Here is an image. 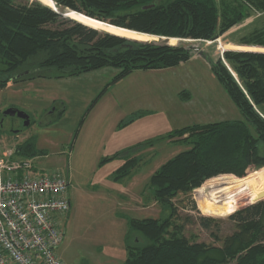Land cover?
Wrapping results in <instances>:
<instances>
[{
    "label": "trees",
    "instance_id": "16d2710c",
    "mask_svg": "<svg viewBox=\"0 0 264 264\" xmlns=\"http://www.w3.org/2000/svg\"><path fill=\"white\" fill-rule=\"evenodd\" d=\"M41 1L49 3L0 0V89L10 82L42 78L44 70L77 77L113 68L117 72L109 87L136 71L176 68L191 58L189 49L175 46L178 40L214 41L252 13H264V0ZM53 3L74 13H66L65 18L51 9ZM157 37L169 38V45L157 44ZM237 45L247 47L228 49L235 51L223 54L225 65L220 59L208 63L243 121L185 126L157 139L187 149L149 178L152 200L165 216L128 220L123 264H264V201H260L264 199V168L259 170L263 175L254 187L247 185L253 173L245 176L250 167L264 164V120L257 113L264 105V53H259L264 52L260 49L264 48V20L244 29ZM145 114H132L118 127L124 128ZM149 147H153L150 141L116 154L124 163L113 173V180L131 177L141 161L133 153ZM17 153L23 158L46 155L43 150L35 151L31 141L18 146ZM111 160L103 158L99 165ZM233 182L243 186L233 193L231 214L238 209L237 196L243 191L248 204L260 202L228 218L235 231L221 246L187 239L183 226L176 222L174 199L199 187L196 193L207 186ZM214 222L199 219L205 230Z\"/></svg>",
    "mask_w": 264,
    "mask_h": 264
},
{
    "label": "rangeland",
    "instance_id": "374dc122",
    "mask_svg": "<svg viewBox=\"0 0 264 264\" xmlns=\"http://www.w3.org/2000/svg\"><path fill=\"white\" fill-rule=\"evenodd\" d=\"M32 1L44 6L49 3ZM51 9L65 18L66 13L71 12L55 4ZM252 14L214 41L178 40L175 46L191 52L190 60L182 69L132 73L109 87L117 72L113 68L77 77L44 70L42 78L14 83L15 90L0 91V150L17 149L31 141L35 151L43 150L46 154L35 158L36 165L43 170L60 172L68 182L71 208L59 218L63 236L57 249L64 264H123L128 220L165 216L152 200L148 181L160 166L187 148L172 141H158L160 136L185 126L218 122L222 118L243 121L211 73L208 62L220 59L225 65L223 54L235 51L228 49L247 47L237 45L239 35L251 23L260 25L264 20V13ZM180 83L183 84L177 86ZM200 83L208 86L213 83L209 95H213L216 102L197 96L195 90ZM216 91H221L222 98ZM192 93V102L204 104H196L195 110L208 109L210 106L205 103L211 102L214 103L211 107L220 110L219 115L189 113L192 106L183 103ZM9 108L24 112L29 117V125L25 127L24 121L17 116H4ZM61 111L64 113L60 114ZM142 111L147 112L132 126L118 127L130 114ZM257 113L264 120V105ZM149 141L153 147L133 153L141 161L131 177L114 181L113 173L124 163L116 154ZM103 158L112 160L99 165ZM263 168L264 164L246 171L245 176L253 173L247 180L249 187H254L263 175L259 171ZM242 186L233 182L222 187L207 186L198 193L196 190L200 187L190 194H180L174 203L178 209L176 222L183 226V235L190 241L221 246L224 238L235 231V225L228 218L264 201L248 204L247 192L243 191L237 196L240 197L238 209L231 214L236 198L232 197L233 193L240 191ZM200 218L215 221L210 230L201 228Z\"/></svg>",
    "mask_w": 264,
    "mask_h": 264
},
{
    "label": "built area",
    "instance_id": "2783aa9c",
    "mask_svg": "<svg viewBox=\"0 0 264 264\" xmlns=\"http://www.w3.org/2000/svg\"><path fill=\"white\" fill-rule=\"evenodd\" d=\"M36 159L0 150V264H64L57 249L59 218L71 208L69 185Z\"/></svg>",
    "mask_w": 264,
    "mask_h": 264
},
{
    "label": "crops",
    "instance_id": "0c3cea01",
    "mask_svg": "<svg viewBox=\"0 0 264 264\" xmlns=\"http://www.w3.org/2000/svg\"><path fill=\"white\" fill-rule=\"evenodd\" d=\"M183 66H185L184 64L183 65H180L179 67H176L177 69H182V67ZM173 69V68H172ZM148 73H151V72H155V71H147ZM147 72H143V71H136V72H133V73H147ZM183 83H180L179 85H177V86H181ZM213 85V83H209V86H208V84H206V83H200L198 86V88L195 90V92H196V94H197V96H199L201 99H205V100H207V99H212V100H214V102H216V100L217 99H215L214 97H213V95L212 96H210L209 94H210V91H209V88L211 87ZM15 86H14V83H12V82H10V83H8L7 84V86L4 88V89H0V91H8V90H11V89H14L15 90ZM185 93V92H184ZM216 93L218 94V96L219 97H221L222 98V93H221V91H216ZM192 100H194L193 99V93L192 94H190V98L188 97V100L185 102V103H183L184 105H189V106H192V109L190 110V112L189 113H192V114H198V113H201V112H203V113H208V114H216V115H219V109H215V108H213V107H211L214 103H205V105L206 106H210L208 109H197V110H195V105L197 104L198 106H201L202 104H200V103H195L194 101L192 102ZM195 103V104H194ZM202 106H204V104L202 105ZM13 109V108H12ZM211 109V110H210ZM142 112H147V111H142ZM135 113H137V112H134V113H132V114H135ZM132 114H130V115H132ZM221 114L223 115V111L221 112ZM129 115V116H130ZM128 116V117H129ZM264 118V117H263ZM137 120V119H136ZM123 121V120H122ZM222 121H227V120H225L224 118H222L220 121H218V122H222ZM229 121V120H228ZM134 122H135V120L132 122V123H130L128 126H132L133 124H134ZM213 123H216V122H213Z\"/></svg>",
    "mask_w": 264,
    "mask_h": 264
},
{
    "label": "water",
    "instance_id": "95a60500",
    "mask_svg": "<svg viewBox=\"0 0 264 264\" xmlns=\"http://www.w3.org/2000/svg\"><path fill=\"white\" fill-rule=\"evenodd\" d=\"M62 16L64 17L65 15H62ZM169 41H170L169 38L157 37L156 43L159 45H169ZM3 115L4 116H17L24 121L25 127L29 125V117L24 112L9 108L4 111Z\"/></svg>",
    "mask_w": 264,
    "mask_h": 264
}]
</instances>
